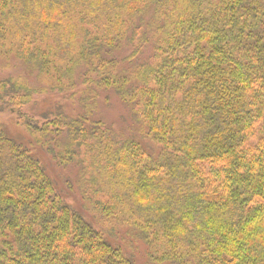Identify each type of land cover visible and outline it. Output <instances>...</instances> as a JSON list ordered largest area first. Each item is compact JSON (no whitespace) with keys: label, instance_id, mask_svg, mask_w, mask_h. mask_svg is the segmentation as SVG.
I'll use <instances>...</instances> for the list:
<instances>
[{"label":"trees","instance_id":"1","mask_svg":"<svg viewBox=\"0 0 264 264\" xmlns=\"http://www.w3.org/2000/svg\"><path fill=\"white\" fill-rule=\"evenodd\" d=\"M1 64L79 201L0 121V264H264V0H0Z\"/></svg>","mask_w":264,"mask_h":264},{"label":"rangeland","instance_id":"2","mask_svg":"<svg viewBox=\"0 0 264 264\" xmlns=\"http://www.w3.org/2000/svg\"><path fill=\"white\" fill-rule=\"evenodd\" d=\"M2 66V64L0 65ZM9 66V65H8ZM22 69L20 67L16 68L13 65H10L9 68L3 69V66L0 68V78L3 76H8V75H18V74H23ZM8 74V75H6ZM38 102V103H37ZM45 102H49V99L47 97H43L39 99V101H36L31 107H29L31 112L39 113L43 108H45ZM65 103L64 100H58V103ZM115 101L114 99L111 100V104H114ZM101 110L103 114L108 117L107 120L109 121H116L119 125L123 124L122 119L116 114L115 108L111 107L110 110L106 109L105 104L100 102ZM71 109H74V106H71ZM108 112V113H107ZM16 123H19L18 126L15 124L11 123V116L6 112L5 114L0 115V121L8 125V129L11 131V133L14 136H22L23 138H26V140H30L31 143L30 147L31 149L37 153L39 158L42 160V162L47 166V169L49 173L55 178L56 183H57V190L61 192L64 195L68 197L70 200L74 201H79V199L76 197L77 196V182L75 181V174L74 169L72 166H69L68 168H64V166L60 165V162L54 157V154L52 151H49L47 153L42 147L44 146V143L41 142L38 139L33 138L28 135V133H24L23 126L21 123L17 120V118L14 119ZM61 141L64 140V138H60ZM28 142V141H27ZM50 143L54 144L55 150L58 152L59 150L56 148L58 146L57 141H49ZM64 144V141L63 143ZM64 165V164H63ZM67 176L70 177V181L72 182L73 186L70 187L68 184V179L66 178Z\"/></svg>","mask_w":264,"mask_h":264}]
</instances>
